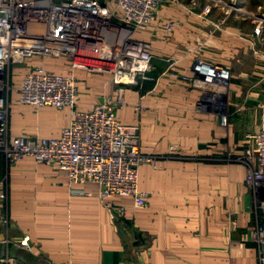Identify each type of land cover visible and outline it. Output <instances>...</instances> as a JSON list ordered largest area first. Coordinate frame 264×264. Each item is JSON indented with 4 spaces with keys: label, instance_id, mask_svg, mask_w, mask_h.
Instances as JSON below:
<instances>
[{
    "label": "crops",
    "instance_id": "0c3cea01",
    "mask_svg": "<svg viewBox=\"0 0 264 264\" xmlns=\"http://www.w3.org/2000/svg\"><path fill=\"white\" fill-rule=\"evenodd\" d=\"M132 38L151 55L147 80L117 88L105 74L76 70V108L90 110L103 95L118 94L115 118L138 127L148 159L137 169L144 206L115 197L107 209L94 184L70 185L29 157L3 172L0 158V215L8 221L0 226L2 264H257L247 241L253 192L243 165L227 153L240 156L245 136L264 124V16L204 13L195 0H175ZM197 61L226 72V85L204 82L193 71ZM64 65L32 57L7 75L16 86L28 68L63 73ZM69 119L67 108L34 109L9 94L10 136L57 137Z\"/></svg>",
    "mask_w": 264,
    "mask_h": 264
},
{
    "label": "built area",
    "instance_id": "2783aa9c",
    "mask_svg": "<svg viewBox=\"0 0 264 264\" xmlns=\"http://www.w3.org/2000/svg\"><path fill=\"white\" fill-rule=\"evenodd\" d=\"M175 0H0V157L13 164L29 157L35 164L52 166L67 183H91L96 197L107 209L115 197H130L134 207H143L146 194L137 189V169L146 161L138 146V127L123 125L115 109L102 101L90 110L76 108L74 72L105 74L116 85H135L147 80L151 55L145 44L132 38L153 20L156 9ZM202 12L209 10L202 6ZM170 24L166 25L169 30ZM259 33V27L253 28ZM36 57L62 60L63 73L42 66L28 68L13 86L7 71ZM193 71L203 81L225 86L226 72L217 73L200 61ZM20 104L60 111L70 119L57 137L10 136L7 128L8 96ZM120 92V91H118ZM118 104H122L118 100ZM221 123L225 121L222 119ZM244 184L255 195L253 210L260 221L247 232L255 246L257 264H264V199L256 193L264 175V124L243 140L241 156ZM5 192L0 183V206ZM0 226L8 227L0 215ZM4 259H0L2 264Z\"/></svg>",
    "mask_w": 264,
    "mask_h": 264
},
{
    "label": "rangeland",
    "instance_id": "374dc122",
    "mask_svg": "<svg viewBox=\"0 0 264 264\" xmlns=\"http://www.w3.org/2000/svg\"><path fill=\"white\" fill-rule=\"evenodd\" d=\"M196 3L200 4L201 8L202 6L207 5L209 7V10H214V12L219 11V10L220 11L222 10V12L225 11L227 12L228 16H238V17H243L247 19L258 18V17L264 16V0H195V4ZM56 66H58V64ZM113 85L117 86V88H121L122 86H125V85H116V84H113ZM120 90L121 89H117V91H120ZM75 91H76V87H75ZM119 99L120 98L118 97V94L116 95V97H114V99L109 95H103L100 102L105 101L109 103L111 107L115 109L117 107ZM237 158H239V156L232 155V152L227 153V159L229 162L239 163L236 160ZM13 164H6L2 160L3 172L5 169L9 168ZM3 180L4 178L3 176H1L0 183L3 184ZM256 193L259 195L261 199H264V175L261 181V186L257 190ZM254 196L255 195L253 194V197ZM252 213H253L252 215L253 216L252 226H253L257 222H259L261 219H260V215L254 212L253 207H252Z\"/></svg>",
    "mask_w": 264,
    "mask_h": 264
},
{
    "label": "trees",
    "instance_id": "16d2710c",
    "mask_svg": "<svg viewBox=\"0 0 264 264\" xmlns=\"http://www.w3.org/2000/svg\"><path fill=\"white\" fill-rule=\"evenodd\" d=\"M1 158V157H0ZM2 159V158H1Z\"/></svg>",
    "mask_w": 264,
    "mask_h": 264
},
{
    "label": "water",
    "instance_id": "95a60500",
    "mask_svg": "<svg viewBox=\"0 0 264 264\" xmlns=\"http://www.w3.org/2000/svg\"><path fill=\"white\" fill-rule=\"evenodd\" d=\"M0 16H1V14H0Z\"/></svg>",
    "mask_w": 264,
    "mask_h": 264
}]
</instances>
